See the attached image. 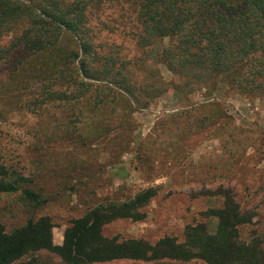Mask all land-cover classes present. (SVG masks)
I'll list each match as a JSON object with an SVG mask.
<instances>
[{"label":"trees","instance_id":"trees-1","mask_svg":"<svg viewBox=\"0 0 264 264\" xmlns=\"http://www.w3.org/2000/svg\"><path fill=\"white\" fill-rule=\"evenodd\" d=\"M109 16L115 17L103 19ZM105 26L121 35L119 45L100 39ZM128 44L136 57L126 55ZM156 64L171 74V83L135 81L134 72H153ZM0 69L21 93L20 109L30 114L79 106L94 118L125 96L139 108L141 96L168 89L205 91L206 101H214L208 106H218L210 96L224 90L262 100L264 0H0ZM9 170L0 165V196L19 192L27 205H42L39 192L27 187L31 181ZM155 195L148 189L124 203L90 208L68 223L60 246L53 244L48 217L11 231L0 222V264H37L28 257L38 252L62 264H264L262 242L239 234L253 217L230 197L221 210L208 213L218 221L214 234L198 223L185 227L181 242L104 235L114 222L142 221L140 211Z\"/></svg>","mask_w":264,"mask_h":264},{"label":"rangeland","instance_id":"rangeland-1","mask_svg":"<svg viewBox=\"0 0 264 264\" xmlns=\"http://www.w3.org/2000/svg\"><path fill=\"white\" fill-rule=\"evenodd\" d=\"M106 27L108 34L100 39L119 45L121 35ZM125 53L138 55L131 44ZM134 75L137 83L173 80L157 64L153 72ZM9 83L0 69V165L30 180L27 187L39 192L44 203L31 207L19 192L1 195L0 222L7 231L48 217L53 244L60 246L68 223L90 208L124 203L154 189L155 197L140 211L142 221L114 222L104 235L150 244L164 237L181 242L185 227L198 223L214 234L218 221L208 213L221 210L230 197L241 213L253 217L251 225L239 228L241 239L256 237L264 250V99L224 90L210 96L218 106H208L214 101H206L210 94L205 91L199 95L168 89L141 96L144 106L139 108L125 96L91 118L79 106L30 114L20 109L21 93ZM28 259L62 264L47 252Z\"/></svg>","mask_w":264,"mask_h":264},{"label":"crops","instance_id":"crops-1","mask_svg":"<svg viewBox=\"0 0 264 264\" xmlns=\"http://www.w3.org/2000/svg\"><path fill=\"white\" fill-rule=\"evenodd\" d=\"M165 261V260H164Z\"/></svg>","mask_w":264,"mask_h":264}]
</instances>
